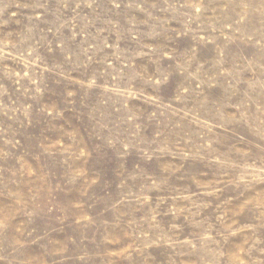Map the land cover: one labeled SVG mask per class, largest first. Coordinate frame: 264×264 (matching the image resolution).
<instances>
[{
    "label": "rangeland",
    "instance_id": "1",
    "mask_svg": "<svg viewBox=\"0 0 264 264\" xmlns=\"http://www.w3.org/2000/svg\"><path fill=\"white\" fill-rule=\"evenodd\" d=\"M0 264H264V0H0Z\"/></svg>",
    "mask_w": 264,
    "mask_h": 264
}]
</instances>
